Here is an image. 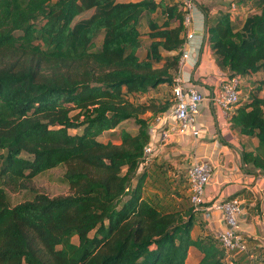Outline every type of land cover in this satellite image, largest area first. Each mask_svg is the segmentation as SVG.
I'll list each match as a JSON object with an SVG mask.
<instances>
[{
	"label": "trees",
	"instance_id": "16d2710c",
	"mask_svg": "<svg viewBox=\"0 0 264 264\" xmlns=\"http://www.w3.org/2000/svg\"><path fill=\"white\" fill-rule=\"evenodd\" d=\"M248 1L241 27L228 8L214 16L203 8L205 34L217 66L249 90L226 120L257 140L243 160L264 173V0ZM181 7L0 0V264H185L190 247L201 254L196 264H224L215 238L191 236L197 210L190 195L181 206L142 195L144 169L169 163L154 156L143 164L151 143L145 115L164 116L174 98H136L174 84L184 44ZM142 34L148 42L140 57ZM129 120L135 133L121 127ZM104 133H117L118 143L101 141ZM59 166L69 194L36 193L9 205L6 190H28L33 178Z\"/></svg>",
	"mask_w": 264,
	"mask_h": 264
},
{
	"label": "crops",
	"instance_id": "0c3cea01",
	"mask_svg": "<svg viewBox=\"0 0 264 264\" xmlns=\"http://www.w3.org/2000/svg\"><path fill=\"white\" fill-rule=\"evenodd\" d=\"M163 1L169 4L183 3V0ZM191 1L194 6L190 10V24L183 33L182 46L187 59L174 78L179 77L181 82L194 86L204 97L197 115L198 134H174L161 142L158 135L161 126L153 120L150 129L154 156L157 161H167L175 168L183 164L185 172L193 161L209 164L212 168L211 179L205 188L201 208L194 214L191 236L210 235L216 239L217 234L225 229V224L221 212L212 206L236 198L242 207L238 225L247 252L226 255L224 264H264V173L257 168L252 169L243 160V152L254 150L257 140L229 128L226 118L212 101L220 81L227 75L217 66L206 41L203 8L209 16H214L219 11H226L229 0ZM237 5V11L234 15L230 14V20L241 27L251 12V2L239 0ZM188 33L192 34L190 38H186ZM246 91L248 93L249 90ZM186 195H189L188 188ZM206 211H209V218L205 217ZM200 258L201 254L190 247L185 264H196Z\"/></svg>",
	"mask_w": 264,
	"mask_h": 264
},
{
	"label": "built area",
	"instance_id": "2783aa9c",
	"mask_svg": "<svg viewBox=\"0 0 264 264\" xmlns=\"http://www.w3.org/2000/svg\"><path fill=\"white\" fill-rule=\"evenodd\" d=\"M193 6L194 4L191 0H183L182 11L184 14L182 23L184 28H187L190 24V10ZM228 12L231 15L236 13V4L233 0H229ZM191 36L192 34L188 33L186 38ZM186 59L187 53L181 52L178 70ZM173 82L171 92L174 98V105L164 116L155 119L156 123L161 126V130L158 133L161 142L167 141L174 134L190 133L192 136L198 134L197 115L204 97L194 86L181 82L179 77L174 78ZM240 83L239 77L225 76L220 81L219 89L212 99L226 119L231 108L236 106L239 101ZM153 157V147L149 143L143 150V164L148 163ZM211 173L212 168L209 164L197 161H193L186 170L190 201L195 210L201 208L205 188L210 182ZM212 208L219 210L223 216L225 229L217 234L216 241L224 253L226 255L246 253L247 245L239 231L238 225V217L242 212L240 201L236 198H231L212 206ZM208 213L209 211H206V218H209Z\"/></svg>",
	"mask_w": 264,
	"mask_h": 264
},
{
	"label": "rangeland",
	"instance_id": "374dc122",
	"mask_svg": "<svg viewBox=\"0 0 264 264\" xmlns=\"http://www.w3.org/2000/svg\"><path fill=\"white\" fill-rule=\"evenodd\" d=\"M85 16H88V14L86 13L84 15H81L80 18ZM145 25L146 21L143 20L142 30H144ZM101 38L102 34H99L94 41L95 47L100 44ZM141 41L142 49L139 51L140 57L144 55V49L148 42L144 34H142ZM246 90L247 88H241V98L244 96V94L247 93ZM152 95L147 94L136 98V100L142 102L147 98L152 97L157 99L159 98V100H162L163 98H165L166 100H171V87H162L157 93H154ZM145 118L148 120L150 126L154 124L152 114H146ZM121 127L130 133H135L137 129L136 125L131 120L122 123ZM69 132L71 134H75L79 131L70 130ZM99 139L103 142L110 140L114 144L118 143L117 133H104L102 136H100ZM164 164L157 165L156 163H153L151 167L149 166L148 168L144 169L145 172H147V178L143 186L142 195L151 196L155 193H157L158 195L161 194L162 196H164L165 201L170 202L171 205L181 206L186 200L185 196L187 194L188 188L185 182V171H183V164H179L181 165V167L179 168H175L170 163H167V166ZM64 170V166H59L57 168L39 174L32 179L30 188L28 190H21L18 192L6 190L5 192L9 205L14 206L18 203L30 200L36 193H42L47 195L48 197L65 196L69 194V186L63 178ZM154 170H156L157 172L159 171V173H155ZM176 171H179L180 174L175 179L174 172L176 173ZM140 172L142 171L140 170ZM134 183L135 179L132 180V184ZM72 240L74 242H77L76 238H73Z\"/></svg>",
	"mask_w": 264,
	"mask_h": 264
}]
</instances>
